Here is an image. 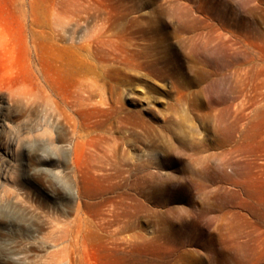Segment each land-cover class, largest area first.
<instances>
[{
	"label": "rangeland",
	"instance_id": "rangeland-1",
	"mask_svg": "<svg viewBox=\"0 0 264 264\" xmlns=\"http://www.w3.org/2000/svg\"><path fill=\"white\" fill-rule=\"evenodd\" d=\"M39 69L65 95L98 73L109 109L80 117L119 178L84 174L77 264H264V0H0V84ZM27 115L0 95V264L51 261L30 247L53 229L14 203L20 182L39 215L68 203L34 174L50 136Z\"/></svg>",
	"mask_w": 264,
	"mask_h": 264
},
{
	"label": "bare ground",
	"instance_id": "bare-ground-1",
	"mask_svg": "<svg viewBox=\"0 0 264 264\" xmlns=\"http://www.w3.org/2000/svg\"><path fill=\"white\" fill-rule=\"evenodd\" d=\"M18 8L17 11L20 9ZM81 49L83 50V48H80V51ZM85 49H87V46ZM77 53L75 54L79 57L80 55L86 56V54L82 55L81 52ZM85 56L84 58L81 57L82 59H79V57H76V59L87 60L88 56L86 58ZM89 72V74L81 75L78 78L74 91L70 95L63 94L58 89L56 78L43 69L34 72L29 83L21 82L18 74V80L14 84H0V95L4 99L28 111L27 117H30L33 112L36 116H40L42 124L39 131L43 132L42 136L47 133V137L50 136V139L48 143L40 142V149L48 152V156L35 157L34 174L37 177L42 174L52 176L57 180L59 190L64 196L68 197V203L61 205V208L56 212L50 211L47 216H44L35 211L26 183L20 182V188L16 187L15 189L17 194L14 203L19 204L24 213L30 214L34 218L37 217L36 227L33 230L40 233L44 227L53 229L48 237L39 238V235H35L34 238L31 237L33 240L31 248L42 250L51 255L49 264L79 263L80 250L85 247L86 243L83 234L86 224V212L81 186L84 174L92 172L101 180L111 181L112 183L119 178L116 166L111 163L115 150L108 139L101 138L91 144L83 136V125L80 117L84 110H98L104 114L106 113V115L109 113V109L104 108L106 102L102 96L98 95L99 88L90 75L97 76L98 73ZM61 77H65V74H62ZM97 125V122L94 123L92 128ZM54 134H56V139L60 143L55 141ZM56 163L60 166L65 165V170L61 169L55 172L51 167ZM73 183L77 188V197H75V191L71 187ZM13 253L17 256L15 258L17 264L34 263L31 257L21 250L13 251ZM21 254L24 255L20 256Z\"/></svg>",
	"mask_w": 264,
	"mask_h": 264
}]
</instances>
